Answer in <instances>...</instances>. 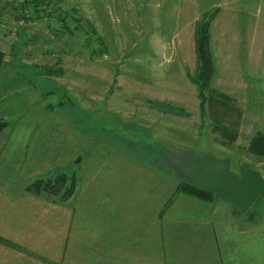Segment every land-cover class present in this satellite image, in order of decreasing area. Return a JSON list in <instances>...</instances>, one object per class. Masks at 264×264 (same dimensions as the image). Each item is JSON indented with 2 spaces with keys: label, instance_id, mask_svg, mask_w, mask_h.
Listing matches in <instances>:
<instances>
[{
  "label": "rangeland",
  "instance_id": "374dc122",
  "mask_svg": "<svg viewBox=\"0 0 264 264\" xmlns=\"http://www.w3.org/2000/svg\"><path fill=\"white\" fill-rule=\"evenodd\" d=\"M43 3V12L35 15L29 0H0V49L6 54L0 67V122L6 124L0 131L2 235L19 223L70 225L73 196L80 192L85 200L93 195L104 199L105 173L123 181L128 207L137 200L144 209L160 208L178 194L181 178L168 162L177 150L229 157L236 172L250 163L264 176V160L249 150L254 135L264 133L262 0ZM212 13L214 85L235 98L243 112L234 141L203 120L194 81L196 26ZM22 26L24 33L18 34ZM57 173L77 177L68 200L26 191L35 180ZM107 182L111 185L112 179ZM254 203L264 204V199ZM85 218L81 224L88 223ZM261 223L258 219L248 225L263 229ZM213 228L221 230L220 225ZM202 250L207 254L201 258L209 261L201 264H217L213 258H223L219 251L209 255L210 249ZM58 259L71 264L67 258Z\"/></svg>",
  "mask_w": 264,
  "mask_h": 264
},
{
  "label": "crops",
  "instance_id": "0c3cea01",
  "mask_svg": "<svg viewBox=\"0 0 264 264\" xmlns=\"http://www.w3.org/2000/svg\"><path fill=\"white\" fill-rule=\"evenodd\" d=\"M103 178L102 184L107 185L104 199L93 195L85 200L80 192L73 196L70 225L19 223L2 231L0 264H63L59 256L69 259L71 264H201L209 261L201 258L202 253L207 254L202 249H210L209 255L222 253L223 258H213L217 264H264V228L250 226L248 222L239 227L244 220L237 215L233 218L235 212L227 201L203 202L178 193L160 208L149 209L154 208L152 205L144 209L142 201L137 200L128 207L123 181L110 178L107 173ZM109 179L112 182L108 186ZM95 207L118 213L95 211ZM85 217L88 223L81 224ZM214 225H220L221 230H214ZM263 226L261 223L260 227ZM20 230L23 232L16 236ZM213 239L219 243L216 248ZM240 240L245 241L244 247ZM236 246L237 251L233 250ZM190 254L196 258L190 260Z\"/></svg>",
  "mask_w": 264,
  "mask_h": 264
},
{
  "label": "trees",
  "instance_id": "16d2710c",
  "mask_svg": "<svg viewBox=\"0 0 264 264\" xmlns=\"http://www.w3.org/2000/svg\"><path fill=\"white\" fill-rule=\"evenodd\" d=\"M29 1L33 3V14L39 15L43 12L42 6L44 4L43 2H46V0ZM25 7V3L24 5L21 4L18 8V11L22 12ZM215 15L216 13H212L208 19L203 17V19L196 26L194 38L195 53L197 57V69L195 72L194 81L199 89L200 112L204 117L203 120L210 121L214 126V129L220 132L224 139H230L234 141L238 136L243 112L242 108L238 105L235 98L214 85L216 68L211 46L212 37L210 27ZM79 22H81V20H78V23ZM65 23L66 21H64V24ZM21 24H23V22ZM23 30L24 27H20L18 34L24 33ZM13 54L17 55V52ZM15 66H19V62H16ZM16 69L20 70L21 67L19 66ZM42 83H44V81H42ZM52 83L53 81L44 85L50 86ZM35 85L39 86V83H36ZM5 125L6 124L4 122H0V131L4 128ZM249 150L252 154L264 160L263 132L259 131L256 133V135H254V137L250 141ZM170 154L171 153H169L168 155ZM157 161H159V159H157ZM77 181V177L74 174L67 175L65 173H57L54 178L37 179L34 182L30 183V185H28L25 189L28 192H34L37 194L47 193L49 196L59 197V199L66 201L76 189ZM176 193H183L189 196H193L205 202H212L223 199L215 196L213 193L207 192L189 183L185 178H181V180L178 182ZM260 199H264V191L258 197L256 202L260 201ZM254 204L252 205V208L250 207L251 210L247 211H239L233 206L232 207L236 215L240 217L242 216L243 220L246 223L248 222L250 224L254 222L256 223L258 219L262 220V218H264V204H257L258 206H260V210L256 208L257 205Z\"/></svg>",
  "mask_w": 264,
  "mask_h": 264
},
{
  "label": "water",
  "instance_id": "95a60500",
  "mask_svg": "<svg viewBox=\"0 0 264 264\" xmlns=\"http://www.w3.org/2000/svg\"><path fill=\"white\" fill-rule=\"evenodd\" d=\"M5 56L0 49V67ZM81 160L79 157L76 162ZM168 162L178 176L223 198L239 211L248 210L264 191V176L250 163H243L236 172L231 158H220L211 152L200 154L190 149L172 152Z\"/></svg>",
  "mask_w": 264,
  "mask_h": 264
}]
</instances>
